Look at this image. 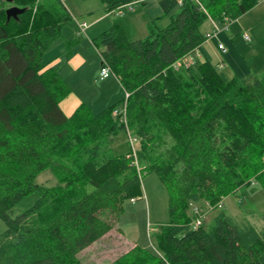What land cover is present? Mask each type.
Masks as SVG:
<instances>
[{"label": "trees", "instance_id": "trees-1", "mask_svg": "<svg viewBox=\"0 0 264 264\" xmlns=\"http://www.w3.org/2000/svg\"><path fill=\"white\" fill-rule=\"evenodd\" d=\"M9 1L24 12L7 20L0 6V264H83L78 254L113 229L124 202L143 197L150 173L168 193L158 254L133 246L107 264H264V232L222 211L207 227L191 225L195 204L213 209L254 183L264 189V73L243 84L222 72L202 31L258 0H159L164 14L176 13L162 29L150 21L135 41L115 19L93 44L125 97L97 113L79 104L68 116L60 102L70 88L43 56L70 12L62 0ZM99 1L110 13L137 0ZM194 52L203 57L196 71L183 65ZM122 131L138 142V165L130 151L105 150ZM45 170L55 186L35 182ZM29 196L33 206L12 216Z\"/></svg>", "mask_w": 264, "mask_h": 264}, {"label": "rangeland", "instance_id": "rangeland-1", "mask_svg": "<svg viewBox=\"0 0 264 264\" xmlns=\"http://www.w3.org/2000/svg\"><path fill=\"white\" fill-rule=\"evenodd\" d=\"M62 1L70 12L71 19L62 29V38L60 37L58 41H65L64 48L67 42L73 44L76 41L71 51L76 48L86 59L89 82L96 87L103 85L104 81L99 77L100 57L93 40L109 29L115 19L119 18L126 24L130 32V40L135 41L147 36V25L150 21H154L155 28L162 29L170 23L171 17L177 11L176 7L164 14L158 5L159 0H137L128 7H122L110 13L105 12L99 0ZM0 6L7 9L11 3L3 0V3L0 1ZM81 23L87 25L84 34L79 32L78 25ZM202 31L207 36L204 47L212 63L218 68L222 67V72L237 78L243 84L251 83L255 76L264 73V0H258L254 7L234 21L206 20ZM245 36L248 39H245ZM220 43L226 49L225 54L217 48ZM49 52V56L52 55L53 51ZM188 61L191 69L196 71L203 62V57L200 53H194ZM112 78V75L107 77L110 80H113ZM83 90L85 89L80 92L74 90L72 95L70 93L67 96V100L71 101ZM108 90L109 94L114 92V104L125 97L117 85ZM101 110L100 106L94 107L93 112L97 113ZM129 134L122 131L110 136L105 150L114 156L130 151L137 163L138 142L134 141L135 139ZM35 182L46 187L57 184L49 170L40 173ZM142 190L141 199L124 202L123 213L117 218L113 229L78 254L83 264H107L133 246L158 254L154 244L155 235L168 221V193L155 173L143 177ZM34 202L35 197L29 196L12 210V216L20 215L31 208ZM220 203L221 208L213 209L204 202L195 204L191 208V216L193 219L198 217L201 224L207 227L211 224L212 217L218 211H222L238 224L249 225L258 233L264 232V189L258 183L223 198ZM195 207L198 208L196 214L193 211ZM5 229L4 223L0 220V235Z\"/></svg>", "mask_w": 264, "mask_h": 264}, {"label": "crops", "instance_id": "crops-1", "mask_svg": "<svg viewBox=\"0 0 264 264\" xmlns=\"http://www.w3.org/2000/svg\"><path fill=\"white\" fill-rule=\"evenodd\" d=\"M58 40H60V38L54 41L45 51L43 61L48 63L59 74V76L66 81V84L70 88V95L73 94L72 92H74V90H78L80 92L82 89H85L82 93L75 95L71 101L67 100L68 98L66 97L60 102V107L63 113L66 116L70 115L79 104L89 105L92 111L94 107L97 108L100 106L103 110L105 107L114 104V92L109 94L108 89H113V87L115 88L117 85L120 92H123L118 80L115 77L112 78L113 80H110L107 79L108 76H99L101 80L104 81L103 85L101 84L98 87H96V85H92L89 82L90 77L88 76V70L86 69V59L76 48H74L70 53H67L64 48L65 41L61 40L62 42H59ZM51 50L53 53L49 56L48 53H50L49 51ZM45 55H47V58H45ZM183 62L189 63L188 59H184ZM219 68L221 69L222 67L220 66ZM85 85H87V87Z\"/></svg>", "mask_w": 264, "mask_h": 264}, {"label": "built area", "instance_id": "built-area-1", "mask_svg": "<svg viewBox=\"0 0 264 264\" xmlns=\"http://www.w3.org/2000/svg\"><path fill=\"white\" fill-rule=\"evenodd\" d=\"M181 3V0L179 1V4ZM129 5H127L126 7H128ZM125 8V7H124ZM78 27H79V32H80V34H84V31L86 30V28H87V25L85 24V23H81V24H79L78 25ZM245 39H248L247 38V36H245ZM218 49L220 50V52H222V53H225L226 52V49L224 48V46L222 45V44H219L218 45ZM183 65L184 66H189L190 64L189 63H183ZM180 66V64L179 63H177L176 64V67H179ZM100 76L101 77H107V76H109V75H111V72H110V70L107 68V67H101L100 68ZM119 112L120 111H114V114H119ZM134 141H136V140H134ZM132 202H133V200H132ZM217 208H221V203H219L218 205H217ZM194 213L196 214L197 212H198V208L197 207H195L194 208ZM192 228L193 229H196V228H198L199 226H201V221H200V219L197 217V218H195L193 221H192Z\"/></svg>", "mask_w": 264, "mask_h": 264}, {"label": "water", "instance_id": "water-1", "mask_svg": "<svg viewBox=\"0 0 264 264\" xmlns=\"http://www.w3.org/2000/svg\"><path fill=\"white\" fill-rule=\"evenodd\" d=\"M23 12H24V9H20L17 7H10L5 11L6 19L7 20H9L10 18L16 19L17 16L22 14Z\"/></svg>", "mask_w": 264, "mask_h": 264}]
</instances>
